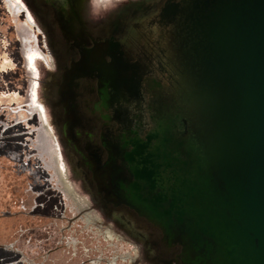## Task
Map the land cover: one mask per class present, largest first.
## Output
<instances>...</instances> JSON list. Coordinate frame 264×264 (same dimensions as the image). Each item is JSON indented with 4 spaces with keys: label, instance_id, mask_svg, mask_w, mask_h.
Listing matches in <instances>:
<instances>
[{
    "label": "water",
    "instance_id": "95a60500",
    "mask_svg": "<svg viewBox=\"0 0 264 264\" xmlns=\"http://www.w3.org/2000/svg\"><path fill=\"white\" fill-rule=\"evenodd\" d=\"M112 59L103 192L182 264H264V0L167 1L134 59Z\"/></svg>",
    "mask_w": 264,
    "mask_h": 264
},
{
    "label": "flooded vegetation",
    "instance_id": "af4514ba",
    "mask_svg": "<svg viewBox=\"0 0 264 264\" xmlns=\"http://www.w3.org/2000/svg\"><path fill=\"white\" fill-rule=\"evenodd\" d=\"M5 1L37 37L20 48L26 101L0 107V264H182L179 248L98 177L103 142L119 128L102 106L105 67L117 49L134 59L177 0ZM4 108H24L39 129L7 122Z\"/></svg>",
    "mask_w": 264,
    "mask_h": 264
},
{
    "label": "rangeland",
    "instance_id": "374dc122",
    "mask_svg": "<svg viewBox=\"0 0 264 264\" xmlns=\"http://www.w3.org/2000/svg\"><path fill=\"white\" fill-rule=\"evenodd\" d=\"M31 36L37 37L33 27L23 20L20 13L13 11L5 0H0V107L5 105L12 109L26 101L28 74L24 69L20 48L22 39L29 46L27 41ZM24 110L17 114L10 113L8 108L2 111L7 122L17 117L23 120L28 129H39L36 117L33 114L29 116Z\"/></svg>",
    "mask_w": 264,
    "mask_h": 264
},
{
    "label": "clouds",
    "instance_id": "9594fccd",
    "mask_svg": "<svg viewBox=\"0 0 264 264\" xmlns=\"http://www.w3.org/2000/svg\"><path fill=\"white\" fill-rule=\"evenodd\" d=\"M109 2H111V0H109ZM116 3H120L121 0H115Z\"/></svg>",
    "mask_w": 264,
    "mask_h": 264
},
{
    "label": "snow or ice",
    "instance_id": "6c2138e0",
    "mask_svg": "<svg viewBox=\"0 0 264 264\" xmlns=\"http://www.w3.org/2000/svg\"><path fill=\"white\" fill-rule=\"evenodd\" d=\"M29 60H31V57H29ZM33 98H35V92L33 91Z\"/></svg>",
    "mask_w": 264,
    "mask_h": 264
}]
</instances>
